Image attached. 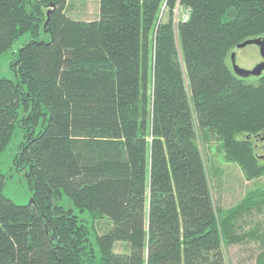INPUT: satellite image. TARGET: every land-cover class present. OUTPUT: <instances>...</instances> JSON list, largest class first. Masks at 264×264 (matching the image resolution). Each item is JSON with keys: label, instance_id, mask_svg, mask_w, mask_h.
Here are the masks:
<instances>
[{"label": "trees", "instance_id": "trees-1", "mask_svg": "<svg viewBox=\"0 0 264 264\" xmlns=\"http://www.w3.org/2000/svg\"><path fill=\"white\" fill-rule=\"evenodd\" d=\"M69 1L0 0V56L30 36L0 74V159L18 131L33 191L15 202L0 169V264H228L264 206V73L227 58L264 37V0H98L89 20ZM198 131L254 183L232 207L215 205Z\"/></svg>", "mask_w": 264, "mask_h": 264}, {"label": "rangeland", "instance_id": "rangeland-1", "mask_svg": "<svg viewBox=\"0 0 264 264\" xmlns=\"http://www.w3.org/2000/svg\"><path fill=\"white\" fill-rule=\"evenodd\" d=\"M98 10V0H70L67 12L76 19L89 20L96 18ZM29 37L28 34L20 36L11 49L2 53L0 56L1 75L9 78L15 77V72L11 65L18 54L19 48ZM43 38H47V36L44 35ZM233 52L236 54L235 60L237 65L246 70L255 68L263 60L258 45L254 43L243 47H236ZM227 63L233 70L231 55L228 56ZM244 78L246 81L256 83L259 76L250 74ZM198 134V144L202 149L206 162L208 180L215 205L221 208L232 207L244 198L246 192L254 187V183L246 180L236 162L226 160L224 151L216 139L210 136L203 138L199 131ZM20 140L21 136L17 131L12 143L1 156L0 169L5 175L4 193L15 202L25 204L32 200L33 191L28 182L27 167H22L15 159L17 156L16 145ZM255 143L258 145V153L260 155L264 154V142L256 140ZM255 185L264 186V178L257 179ZM62 203L65 205L70 204L67 196L63 197ZM241 217L238 232L246 234L251 229L256 230V232L245 238V243L226 244L227 263L255 264L256 259L257 264H264V206L260 208L252 206L250 211H247ZM95 225L99 232H104L112 225V221L110 218L104 217L101 220H97ZM126 247L127 243L116 242L114 250L124 251ZM260 255L263 256L262 262Z\"/></svg>", "mask_w": 264, "mask_h": 264}, {"label": "water", "instance_id": "water-1", "mask_svg": "<svg viewBox=\"0 0 264 264\" xmlns=\"http://www.w3.org/2000/svg\"><path fill=\"white\" fill-rule=\"evenodd\" d=\"M48 14H49V12H48ZM251 43L258 45L259 51L263 57V60L255 68H253L251 70H246V69L240 67L239 65H237L236 60H235L236 54H235V52H232L231 53V62H232V66H233V71L238 76L246 77L250 74L259 76L264 71V37H256V38L247 39V40L239 43L237 45V47H243V46H246V45L251 44Z\"/></svg>", "mask_w": 264, "mask_h": 264}, {"label": "crops", "instance_id": "crops-1", "mask_svg": "<svg viewBox=\"0 0 264 264\" xmlns=\"http://www.w3.org/2000/svg\"><path fill=\"white\" fill-rule=\"evenodd\" d=\"M246 239H244V240H242V242H240V244H242V243H245L246 241H245ZM245 241V242H244ZM262 251V250H261ZM260 251V252H261ZM255 264H257V261H256V259H255Z\"/></svg>", "mask_w": 264, "mask_h": 264}, {"label": "built area", "instance_id": "built-area-1", "mask_svg": "<svg viewBox=\"0 0 264 264\" xmlns=\"http://www.w3.org/2000/svg\"><path fill=\"white\" fill-rule=\"evenodd\" d=\"M187 16H185V18H186Z\"/></svg>", "mask_w": 264, "mask_h": 264}]
</instances>
